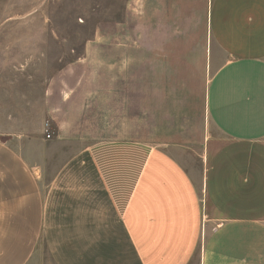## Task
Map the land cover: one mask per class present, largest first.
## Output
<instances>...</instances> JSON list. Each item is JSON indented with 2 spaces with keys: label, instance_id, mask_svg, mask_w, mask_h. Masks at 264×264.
Returning <instances> with one entry per match:
<instances>
[{
  "label": "crops",
  "instance_id": "1",
  "mask_svg": "<svg viewBox=\"0 0 264 264\" xmlns=\"http://www.w3.org/2000/svg\"><path fill=\"white\" fill-rule=\"evenodd\" d=\"M201 1L144 0L126 86L63 70L0 131V264H264V0Z\"/></svg>",
  "mask_w": 264,
  "mask_h": 264
},
{
  "label": "rangeland",
  "instance_id": "2",
  "mask_svg": "<svg viewBox=\"0 0 264 264\" xmlns=\"http://www.w3.org/2000/svg\"><path fill=\"white\" fill-rule=\"evenodd\" d=\"M201 2L184 0L189 17ZM143 7L144 0H0V131L34 123L63 70L94 82L103 64L109 81L126 86L129 31Z\"/></svg>",
  "mask_w": 264,
  "mask_h": 264
},
{
  "label": "built area",
  "instance_id": "3",
  "mask_svg": "<svg viewBox=\"0 0 264 264\" xmlns=\"http://www.w3.org/2000/svg\"><path fill=\"white\" fill-rule=\"evenodd\" d=\"M43 133L46 139H50V137L53 135L52 126L49 121H45L43 125Z\"/></svg>",
  "mask_w": 264,
  "mask_h": 264
}]
</instances>
